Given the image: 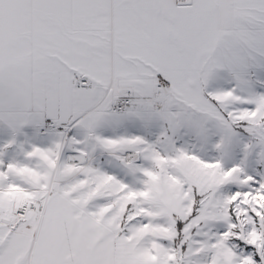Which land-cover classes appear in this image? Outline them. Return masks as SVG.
<instances>
[{"label": "snow or ice", "instance_id": "obj_1", "mask_svg": "<svg viewBox=\"0 0 264 264\" xmlns=\"http://www.w3.org/2000/svg\"><path fill=\"white\" fill-rule=\"evenodd\" d=\"M0 264H264V0H0Z\"/></svg>", "mask_w": 264, "mask_h": 264}]
</instances>
